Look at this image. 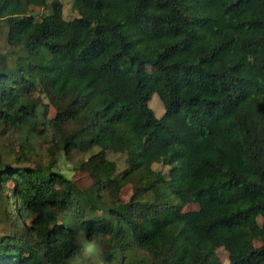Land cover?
Segmentation results:
<instances>
[{"label":"trees","instance_id":"16d2710c","mask_svg":"<svg viewBox=\"0 0 264 264\" xmlns=\"http://www.w3.org/2000/svg\"><path fill=\"white\" fill-rule=\"evenodd\" d=\"M74 6L0 0V264H264V0Z\"/></svg>","mask_w":264,"mask_h":264},{"label":"rangeland","instance_id":"374dc122","mask_svg":"<svg viewBox=\"0 0 264 264\" xmlns=\"http://www.w3.org/2000/svg\"><path fill=\"white\" fill-rule=\"evenodd\" d=\"M20 3H22V0H18ZM63 3V17L65 19H73L74 17L78 16V13L74 6V0H61ZM27 13H30L31 15L35 16L37 19H39L42 15L48 13V9H38V8H27ZM4 27L0 23V54H4L8 57L9 60H12L11 57V51L10 48L5 40L4 35ZM149 107L153 110L155 116L157 118H161L164 114V107L158 98L157 95H153L151 100L148 103ZM50 115H53V110H50ZM81 156L78 153H73L71 155H61L59 156L58 163H57V170L62 173L66 178L73 181L76 186L79 188H87L91 184V180L88 177V175L84 172H82L79 169ZM110 158L118 164L119 170L123 168L122 165V158L118 155H111ZM153 170L155 171H161L162 173H166L168 170V167H163L160 164H154ZM132 185L130 183H123V187L121 190V197L123 200H127L131 194ZM198 205L197 204H189L185 207L184 211L189 210H197ZM261 221V219H259ZM255 244H258L257 240H254ZM103 252L102 249H100L97 245H93L91 250H89L87 254V259L92 264H129L127 262L121 263L119 260H115L114 258L106 259L105 257L102 258ZM218 256L220 258V261L222 264H228V255L223 250L220 249L218 251ZM140 264V263H139Z\"/></svg>","mask_w":264,"mask_h":264}]
</instances>
